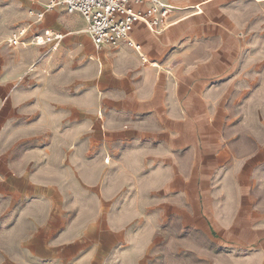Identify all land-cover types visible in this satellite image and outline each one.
Segmentation results:
<instances>
[{
    "label": "crops",
    "instance_id": "obj_1",
    "mask_svg": "<svg viewBox=\"0 0 264 264\" xmlns=\"http://www.w3.org/2000/svg\"><path fill=\"white\" fill-rule=\"evenodd\" d=\"M17 1L0 33L7 45L0 58V180L22 196L55 199L62 207L58 221L78 216L65 207L78 199L72 205L90 213L76 221L89 224L77 233L62 230L59 238L75 242L61 250L74 264H108L120 246H106L105 235L123 237L109 223L138 221L141 187L151 200L157 189L178 187L176 174L189 194L183 174L190 157L192 165L209 162L211 143L220 141L217 129L236 118L223 104L227 92L214 98L208 89L231 77V59L218 47L238 38L226 11L233 0H158L169 9L166 29L156 34L137 22L126 41L102 49L94 47L81 15L46 11L51 0ZM47 33L64 36L58 48L31 42ZM158 174L166 175L160 188ZM65 184L72 193H58ZM162 202L172 205L168 197ZM42 236L47 244L54 232Z\"/></svg>",
    "mask_w": 264,
    "mask_h": 264
},
{
    "label": "rangeland",
    "instance_id": "obj_2",
    "mask_svg": "<svg viewBox=\"0 0 264 264\" xmlns=\"http://www.w3.org/2000/svg\"><path fill=\"white\" fill-rule=\"evenodd\" d=\"M13 4L14 0H0V33L14 18ZM230 7L226 11L237 22L238 38L218 49L224 58L231 59V77H223L220 84L215 80L208 89L214 98L222 90L227 92L222 103L236 118L217 129L220 141L211 143L209 162L201 159L200 164L192 165L190 157V171L183 174L190 181L189 194L186 187H181V174H176L178 187L172 192L157 189V201L149 200V189L141 187L138 221L109 223L115 224L109 225L111 229L121 228L123 237L105 235L106 246H120L110 254L109 261L106 256L108 264H264V0H233ZM5 41H0L3 59L7 54ZM157 177L160 188L166 175ZM3 180L0 264H74V258H65L68 252L61 247L71 248L66 245L74 243L75 238L61 239L58 235L62 230L77 233L86 227L89 223L76 220L89 215L90 210H82L84 205L73 206L78 199L71 198V204L65 207L78 216L68 214L66 218L73 217L71 221H58L62 207L55 204V199L37 194L22 196L24 191H12ZM72 188L61 185L58 193H72ZM167 197L172 205L162 202ZM50 231L54 236L47 237L50 239L45 244L42 235H50ZM35 234L40 237L32 242ZM46 245L52 247L51 253Z\"/></svg>",
    "mask_w": 264,
    "mask_h": 264
},
{
    "label": "built area",
    "instance_id": "obj_3",
    "mask_svg": "<svg viewBox=\"0 0 264 264\" xmlns=\"http://www.w3.org/2000/svg\"><path fill=\"white\" fill-rule=\"evenodd\" d=\"M59 7L68 14L81 15L86 23L85 32L96 49L118 47L128 39L132 26L137 22L156 34L168 27L163 26V20L168 16L169 9L158 0H51L45 10ZM143 7L147 10L144 11ZM63 38L57 33L37 34L31 42L56 49Z\"/></svg>",
    "mask_w": 264,
    "mask_h": 264
}]
</instances>
